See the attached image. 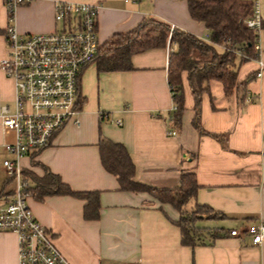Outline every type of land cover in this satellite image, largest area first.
Wrapping results in <instances>:
<instances>
[{
	"label": "crops",
	"instance_id": "obj_1",
	"mask_svg": "<svg viewBox=\"0 0 264 264\" xmlns=\"http://www.w3.org/2000/svg\"><path fill=\"white\" fill-rule=\"evenodd\" d=\"M59 2L99 6L101 46L149 18L210 41L205 24L191 17L185 0H35L17 11L19 32L57 31ZM260 11L258 57L237 62L238 82L251 80L231 97L220 82L209 83L200 106L202 130L194 126L196 101L187 80L185 111L180 122L171 123L176 112L168 82L169 46L134 55L132 71L100 72L95 62L83 70L79 124L67 123L46 149L20 160L31 187L52 173L75 192L100 193V216L87 220L84 200L64 195L40 200L31 192V210L53 233L56 247L69 264H264V245L255 247L249 236L229 234L244 225L264 223V70L261 78L256 77L264 63V0H260ZM7 24L5 3L0 0V64L8 55ZM15 97V83L0 67V109L8 105L14 110ZM111 120H121L122 125ZM173 127L177 137L168 135ZM14 140L15 134L0 121V199L16 189L3 166L12 159L4 145ZM104 141L125 147L138 183L176 188L185 173L195 175L199 188L187 208L204 205L220 215L196 222L206 229L204 243H182L181 229L174 224L180 214L173 206L161 204L148 193L121 189L117 177L103 166ZM221 228L225 236L212 239L209 233ZM0 264H19L14 233H0Z\"/></svg>",
	"mask_w": 264,
	"mask_h": 264
},
{
	"label": "built area",
	"instance_id": "obj_2",
	"mask_svg": "<svg viewBox=\"0 0 264 264\" xmlns=\"http://www.w3.org/2000/svg\"><path fill=\"white\" fill-rule=\"evenodd\" d=\"M35 0H4L8 16L5 39L8 55L0 67L14 81V110L8 105L0 109L3 127L15 134V140L4 145L12 159L4 161V169L13 179V194L0 199V233H14L18 238L19 264H69L55 245L53 233L46 229L31 210V192L24 180L20 160L35 157L46 149L63 127L74 121L79 124L80 76L94 63L99 48V6L59 2L55 20L59 29L52 33L22 34L17 29V11ZM143 1V0H139ZM253 4V13L246 25L257 35L255 50L260 52L262 30L260 0ZM174 28L171 29V31ZM242 54V53H241ZM260 63L257 78L262 77ZM173 111H177L175 105ZM175 118L171 119L173 125ZM112 123L122 125L121 120ZM179 135L176 128L168 132ZM232 237L249 236L255 247L264 245V223L244 225L229 232Z\"/></svg>",
	"mask_w": 264,
	"mask_h": 264
},
{
	"label": "trees",
	"instance_id": "obj_3",
	"mask_svg": "<svg viewBox=\"0 0 264 264\" xmlns=\"http://www.w3.org/2000/svg\"><path fill=\"white\" fill-rule=\"evenodd\" d=\"M185 1L188 3L191 17L205 24L210 33V41L181 29L174 28L171 31L172 27L168 23L149 18L133 31L116 35L105 45L100 46L94 62L97 63L100 72H128L134 70L132 64L134 55L169 46L172 51L169 56L168 82L177 106L175 119L180 122L185 111L184 82L187 80L196 101L194 126L202 130L199 120L200 106L203 94L209 91V83L220 82L228 97L238 93L241 87H245L251 79L243 83L238 82V64L258 57L255 50L258 35L246 25V21L253 13V4L247 0ZM219 48H222V51ZM101 157L103 166L117 177L123 191L148 193L161 204L171 205L179 212L180 218L174 224L181 229L182 243L185 246L204 243L206 229L195 225L202 218L198 216L196 209L214 211L204 205L187 208L199 188L194 174L185 173L179 187L153 188L134 180L135 166L122 144L102 142ZM27 178L24 173L25 182ZM36 181L35 187L28 186L27 189L34 192L38 199L50 195L82 199L86 202L85 219L99 218V192H75L63 183L59 176L52 173ZM225 234L226 230L223 228L209 233L212 239L223 237Z\"/></svg>",
	"mask_w": 264,
	"mask_h": 264
},
{
	"label": "rangeland",
	"instance_id": "obj_4",
	"mask_svg": "<svg viewBox=\"0 0 264 264\" xmlns=\"http://www.w3.org/2000/svg\"><path fill=\"white\" fill-rule=\"evenodd\" d=\"M190 209V208H188ZM196 212L198 213V216H201V217H220L219 215H217L215 212H211L207 209H202V208H197L196 209Z\"/></svg>",
	"mask_w": 264,
	"mask_h": 264
}]
</instances>
